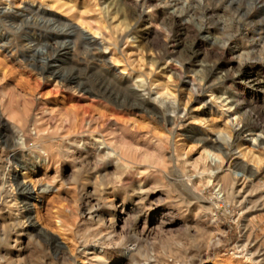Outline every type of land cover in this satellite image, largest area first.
Returning <instances> with one entry per match:
<instances>
[{
	"label": "rangeland",
	"instance_id": "obj_1",
	"mask_svg": "<svg viewBox=\"0 0 264 264\" xmlns=\"http://www.w3.org/2000/svg\"><path fill=\"white\" fill-rule=\"evenodd\" d=\"M251 76L264 80V0H0V264H118L128 249L123 264H264V83ZM21 182L40 194L29 233ZM91 247L102 262L83 258Z\"/></svg>",
	"mask_w": 264,
	"mask_h": 264
},
{
	"label": "bare ground",
	"instance_id": "obj_2",
	"mask_svg": "<svg viewBox=\"0 0 264 264\" xmlns=\"http://www.w3.org/2000/svg\"><path fill=\"white\" fill-rule=\"evenodd\" d=\"M11 8V3L9 2L8 5L5 7V10ZM25 8L29 9V10H32V11H39L42 9L41 5L37 4L35 1H30V2H27V4H25ZM78 32V31H77ZM79 33L83 36V39L87 42V44L89 45H96L98 48H101V45L102 43L98 42L95 38V36L91 35L90 36V33H86V31H83V30H79ZM82 38V37H81ZM85 42V43H86ZM92 47V46H91ZM105 49H108L107 47H105ZM74 51V49H73ZM97 53V52H96ZM101 56V55H100ZM99 56V58H100ZM106 60V59H105ZM47 62V61H46ZM46 67L49 69H51V72L54 76H57V71H56V68L49 64V63H46ZM43 68V67H42ZM46 68V69H47ZM108 70L110 68H107ZM129 74V73H127ZM140 76V75H139ZM136 78V77H135ZM250 78H252V82H254V84H256L257 86H262L263 83H264V80H262V78H258L257 77H253L251 76ZM69 81L71 82H74L76 83L77 86H81L82 84L80 82H78L77 80H73V79H68ZM261 88V87H260ZM132 91H136L134 88H131ZM160 92V91H159ZM141 99H143L144 101H147L151 104L152 101H150L149 98L146 97V95L144 94H139ZM233 97H236L235 95H233ZM236 102L237 100L234 99ZM0 109H1V103H0ZM228 109V108H227ZM244 117V116H243ZM85 121V120H84ZM80 122L81 120L78 118V117H74L73 118V121H72V129L75 130L76 127H78L80 125ZM239 124V123H238ZM44 135V134H43ZM42 135V136H43ZM230 135V134H229ZM231 136V135H230ZM45 137V136H44ZM228 137V136H226ZM260 138V135L259 134H252L251 135V143L256 144L257 140ZM224 141L226 143H229L227 142L225 139ZM200 142H203V144H206L208 146H210L213 150L216 149V150H223V142H222V138L221 137H218V138H215V139H211L208 135H203L202 138L200 139ZM110 147V145H109ZM65 148V147H64ZM45 149V148H44ZM212 149H209V148H206L205 151L207 153V155L209 157H211L212 160L216 161L217 162V158H222L221 156V152H216V151H212ZM42 150V148H41ZM46 150V149H45ZM204 151V152H205ZM47 153V151H45ZM111 152V151H110ZM108 152L107 155H111L112 153ZM250 153V154H253L254 153L251 151V150H248V151H243V150H240V154L242 156H247V154ZM120 161V160H118ZM255 162L253 164H236L235 166H240L242 168V173H238L239 175L241 174V176L243 178L245 177H249L250 176H253L255 175L256 173H258V170H259V160H254ZM35 165V163H33ZM123 165V164H122ZM251 165V166H250ZM18 168V167H17ZM229 171V170H228ZM236 171V170H235ZM11 172V171H10ZM211 173L213 175H215L216 171L215 170H211ZM224 173V172H223ZM228 173V172H226ZM225 173V176H223V180L225 181V183L228 185L231 186V191H233V188H234V181L232 180V178H230L231 176L229 174L226 175ZM237 173V172H236ZM235 173V174H236ZM16 175H18L16 173V171L13 173V175L9 174L8 175V182L11 183ZM27 175V174H26ZM27 178V177H26ZM211 179V178H210ZM249 179V178H248ZM16 181V180H15ZM177 183V182H176ZM4 185V184H3ZM19 186V185H18ZM21 187H23L24 190H27V193L28 195L26 196V198L24 199L25 200V205L24 207H21L22 210L20 209L19 213L16 214L15 216V220L17 222H19L18 224L21 225V228L23 231H26L27 233H29V231H31V229H35V228H38V224L33 216V210H32V205L34 207H36V201H38V197H40V194L37 192L36 188H32L30 187V185L26 182H21L20 184ZM5 187V186H4ZM7 187V186H6ZM10 187L12 188L13 190V185H10ZM3 188V186H2ZM229 188V187H228ZM21 189V188H20ZM11 190V191H12ZM142 193V192H141ZM226 193V192H225ZM234 193V191H233ZM232 193V194H233ZM36 194V195H35ZM9 202L10 203H13V205H16L17 204V196H12L10 195L9 196ZM143 197V196H142ZM113 205V204H112ZM124 209V208H122ZM19 210V209H18ZM113 216V215H112ZM147 219V217H146ZM116 220V219H115ZM116 223V222H114ZM139 237V236H138ZM53 238V237H52ZM55 238V237H54ZM53 238V239H54ZM108 240V239H107ZM54 246L57 247L60 251V253H62L63 255H66L67 254V257H68V250L67 248H65L62 244H60V241H58L56 238L54 240ZM209 243V242H208ZM210 244V243H209ZM51 245V244H50ZM99 245V244H98ZM103 246V244H102ZM53 247V246H52ZM90 250L87 252V249L86 251L83 249V251L81 252L82 255H83V258L84 259H88V262H93V261H96V262H102L104 260V257H105V254H106V251L107 249H103V247L100 249V248H97V247H91L89 248ZM134 249V248H133ZM137 250V249H136ZM81 251V250H80ZM78 251V253L80 252ZM135 250H132V249H128L126 251L125 254L122 253V257L123 259L122 260H125V259H130L132 257H134V254L136 253H133ZM18 255V254H16ZM71 256V255H70ZM80 256V255H78ZM137 257V256H136ZM71 258V257H70ZM17 259V258H16ZM122 260L118 262V264H123ZM18 261V260H17ZM22 261V260H21ZM86 261V260H85ZM130 261V260H129ZM135 261V260H134ZM128 262V261H127ZM150 262V261H149ZM105 263V262H104ZM152 263V262H151ZM4 264V263H3ZM93 264V263H92ZM97 264V263H96ZM102 264V263H101ZM109 264V263H108ZM147 264V263H145ZM149 264V263H148Z\"/></svg>",
	"mask_w": 264,
	"mask_h": 264
}]
</instances>
